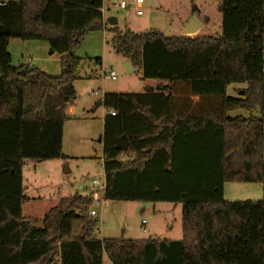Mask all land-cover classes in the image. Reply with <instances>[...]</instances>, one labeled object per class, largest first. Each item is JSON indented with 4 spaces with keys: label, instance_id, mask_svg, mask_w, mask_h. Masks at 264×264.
Returning <instances> with one entry per match:
<instances>
[{
    "label": "trees",
    "instance_id": "obj_1",
    "mask_svg": "<svg viewBox=\"0 0 264 264\" xmlns=\"http://www.w3.org/2000/svg\"><path fill=\"white\" fill-rule=\"evenodd\" d=\"M103 1L0 0V264H102L103 255L110 264H264V202L223 199L225 183L263 179L264 0H215L214 37L120 30L105 23ZM99 31L142 80L157 83L99 102L104 199L180 205L179 241L98 240L91 194L59 200L40 228L22 215L23 163L65 158L82 61L74 50ZM10 40L47 43L60 56L59 76L14 67ZM233 83L246 85L235 98L226 93ZM123 136L126 152L116 147Z\"/></svg>",
    "mask_w": 264,
    "mask_h": 264
},
{
    "label": "rangeland",
    "instance_id": "obj_2",
    "mask_svg": "<svg viewBox=\"0 0 264 264\" xmlns=\"http://www.w3.org/2000/svg\"><path fill=\"white\" fill-rule=\"evenodd\" d=\"M219 4L215 0H143L141 16H137L134 6L120 10L111 6L109 0H104L103 19H116V26L120 30L127 29L137 34L152 31L171 37L182 35L183 22L197 12L203 22L197 35L214 37L219 34L221 25ZM111 38V33L106 31L89 32L74 50V55L82 61L77 80L73 83L76 100L67 109L69 118L63 126L62 153L65 158L23 163L25 200L22 215L31 222H40L61 199L93 195L97 188L92 182L104 179L100 140L107 110L99 105L103 96L110 93L138 94L156 87L155 81L142 80L139 71L125 72V61L112 49ZM7 50L14 67L24 64L48 76L57 77L60 74V56L49 55L45 42L10 40ZM96 59L101 61V65L95 64ZM110 72L115 76L107 79L105 76ZM245 87L244 84L233 83L226 93L235 98L239 89ZM92 93H96L95 96ZM251 115L258 117L259 111L254 110ZM229 116L248 118L250 114L235 112ZM223 199L227 202H264V169L260 183H225ZM90 210L98 214L94 228L98 240L181 239L180 205L106 201L105 206L95 203ZM102 261L106 262L104 255Z\"/></svg>",
    "mask_w": 264,
    "mask_h": 264
},
{
    "label": "built area",
    "instance_id": "obj_3",
    "mask_svg": "<svg viewBox=\"0 0 264 264\" xmlns=\"http://www.w3.org/2000/svg\"><path fill=\"white\" fill-rule=\"evenodd\" d=\"M27 1H49V0H27ZM57 1V0H53ZM110 5L113 7H117L120 10H126L129 6H134L136 8V15L141 16V6L143 4V0H109ZM100 12L103 14L104 9L103 7L100 9ZM115 76L113 72H110L107 76H105L107 79H112ZM96 93H92V96H95ZM111 116H114L113 112H109ZM92 185L97 188L95 192L92 195V201L93 204L97 203H103V206L106 205V201L104 199V192H105V180L97 181L94 180L92 182ZM89 215L91 218L95 219L97 217V213L94 210H90ZM145 224L144 222L142 223ZM102 264H110L107 260L106 262H103Z\"/></svg>",
    "mask_w": 264,
    "mask_h": 264
},
{
    "label": "water",
    "instance_id": "obj_4",
    "mask_svg": "<svg viewBox=\"0 0 264 264\" xmlns=\"http://www.w3.org/2000/svg\"><path fill=\"white\" fill-rule=\"evenodd\" d=\"M105 23L111 27H114L117 25V21L114 18H109L105 21ZM203 22L198 18V13L194 12L192 15L182 24L183 26V31L182 35L183 36H191L196 34L202 27ZM125 72L127 73H133L134 68L130 65L128 61H126L123 65ZM116 147L122 152H126L128 149V141L126 136L121 137L116 141ZM31 227L35 228H40L41 223L36 222V223H30Z\"/></svg>",
    "mask_w": 264,
    "mask_h": 264
},
{
    "label": "crops",
    "instance_id": "obj_5",
    "mask_svg": "<svg viewBox=\"0 0 264 264\" xmlns=\"http://www.w3.org/2000/svg\"><path fill=\"white\" fill-rule=\"evenodd\" d=\"M188 19V18H187ZM186 21V20H185ZM184 21V22H185ZM183 22V23H184ZM203 26V25H202ZM200 32V30L195 34V35H193V36H196L198 33ZM10 54V53H9ZM49 55H53V54H51L50 53V51H49ZM30 60V59H29ZM125 61V60H124ZM126 62V61H125ZM30 67V66H28V65H24V64H19V66L17 67V68H22V67ZM30 68H34V67H30ZM134 71H136V69H134ZM43 72V71H42ZM45 73V72H44ZM46 74V73H45ZM49 75V74H48ZM52 76V75H51ZM155 83H156V81H155ZM157 84V83H156ZM239 90H241V89H239ZM69 112H71V109H69Z\"/></svg>",
    "mask_w": 264,
    "mask_h": 264
}]
</instances>
